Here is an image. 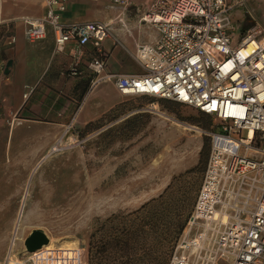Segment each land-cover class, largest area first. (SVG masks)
<instances>
[{"label": "rangeland", "instance_id": "1", "mask_svg": "<svg viewBox=\"0 0 264 264\" xmlns=\"http://www.w3.org/2000/svg\"><path fill=\"white\" fill-rule=\"evenodd\" d=\"M123 1L134 16L136 5L141 10L154 0ZM249 14L264 22L261 0H243L232 11L239 31L251 24ZM113 93L112 109L66 130L20 122L17 101L0 105V262L12 238L22 255L24 240L41 230L49 239L44 247L75 242L82 264H168L194 206L210 134L220 125L172 101ZM43 109L37 115L50 118ZM169 186L165 203L152 204L159 214L147 208L133 215ZM152 221L155 230L147 226Z\"/></svg>", "mask_w": 264, "mask_h": 264}, {"label": "built area", "instance_id": "2", "mask_svg": "<svg viewBox=\"0 0 264 264\" xmlns=\"http://www.w3.org/2000/svg\"><path fill=\"white\" fill-rule=\"evenodd\" d=\"M38 1L42 15L20 19L25 41L37 45L50 36L54 54L68 44L89 45L94 51L88 64L91 87L110 81L120 96L172 101L220 125L210 134L194 206L168 264H264V22L249 14L251 24L239 31L231 16L243 0H154L136 9L150 30L134 55L143 72L108 75L102 45L111 35L110 24H65L69 0ZM109 1L112 7L125 5ZM9 23L14 24L0 21ZM15 43L13 34L3 45ZM77 66L71 63L69 72ZM13 245L12 238L0 264H82L78 247L48 246L19 255Z\"/></svg>", "mask_w": 264, "mask_h": 264}, {"label": "crops", "instance_id": "3", "mask_svg": "<svg viewBox=\"0 0 264 264\" xmlns=\"http://www.w3.org/2000/svg\"><path fill=\"white\" fill-rule=\"evenodd\" d=\"M0 21L13 22L16 43L4 50L5 60L0 57L3 71L11 61L9 74L0 76V105L17 101L14 114L22 108L20 122L44 121L51 127L66 130L82 127L100 118L117 105L110 81L90 86L93 79L88 64L94 56L93 49L86 45L77 49L68 44L62 53H53L50 36L37 45L28 44L23 37V17L38 18L43 8L38 0H0ZM126 13V6L112 7L102 0H69L62 17L65 24L83 22H107L111 35L103 42L107 53L104 73L108 75L140 74L135 60V51L149 38L150 30L140 23L138 17ZM127 12H132L127 11ZM1 56V55H0ZM77 61L75 73H70L71 63ZM139 67V68H137ZM31 91L27 98L23 95ZM40 105L50 118L37 115Z\"/></svg>", "mask_w": 264, "mask_h": 264}, {"label": "trees", "instance_id": "4", "mask_svg": "<svg viewBox=\"0 0 264 264\" xmlns=\"http://www.w3.org/2000/svg\"><path fill=\"white\" fill-rule=\"evenodd\" d=\"M14 34V26H13V24L12 23H9V24H7V25H0V57L2 58V59H4L5 60V54H4V50H5V48H7L6 46H4L3 45V42H4V40L7 38V37H9V36H12ZM161 106H163V104H160ZM203 151H204V147H203V149L201 150V152H200V156L202 155V153H203ZM170 191H171V188H170V186L165 190V192L161 195V196H159V198H158V200L156 201V200H153V201H151L150 203H148V204H146V205H144V206H142L137 212H135V213H133V215L134 214H138L140 211H144V210H146L147 208H149V210H153V215H157V214H159L160 213V211L158 212L157 210L158 209H156L155 210V208L153 207V208H151L152 207V204H155V203H157V202H159V203H161V205L162 204H164L165 202V200L167 199L166 197H169V194H170ZM151 208V209H150ZM155 211V212H154ZM147 226H150L151 227V229H156V228H158L157 227V225H156V223H153V221L152 222H147ZM178 230H181V225H180V227H178ZM183 231V230H182ZM182 233V232H181ZM125 245H127L126 243H125Z\"/></svg>", "mask_w": 264, "mask_h": 264}, {"label": "water", "instance_id": "5", "mask_svg": "<svg viewBox=\"0 0 264 264\" xmlns=\"http://www.w3.org/2000/svg\"><path fill=\"white\" fill-rule=\"evenodd\" d=\"M12 62L7 61L2 71L3 75L7 76L9 74V68L11 67ZM48 243V238L44 235L41 230H34L30 235L24 240V248L28 253L35 252Z\"/></svg>", "mask_w": 264, "mask_h": 264}, {"label": "bare ground", "instance_id": "6", "mask_svg": "<svg viewBox=\"0 0 264 264\" xmlns=\"http://www.w3.org/2000/svg\"><path fill=\"white\" fill-rule=\"evenodd\" d=\"M157 104H152V109L153 110H156L157 109ZM251 132H250V134H249V136L251 137ZM17 222L20 224V220H19V218H18V220H17ZM48 242H49V239H48ZM48 244V243H47ZM46 244V245H47ZM53 245L55 246V247H66V248H70V247H74L75 246V242H73V241H65V240H57V241H55L54 243H53Z\"/></svg>", "mask_w": 264, "mask_h": 264}]
</instances>
